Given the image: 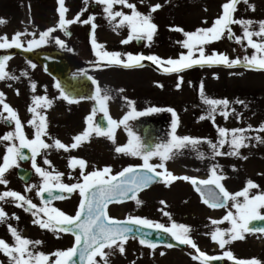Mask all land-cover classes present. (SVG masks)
<instances>
[{
    "label": "rangeland",
    "instance_id": "rangeland-1",
    "mask_svg": "<svg viewBox=\"0 0 264 264\" xmlns=\"http://www.w3.org/2000/svg\"><path fill=\"white\" fill-rule=\"evenodd\" d=\"M228 2L229 0H127L128 4L135 6V11L151 16L156 31L151 41L145 38L136 43L132 39L124 44L121 41L128 38L130 29L120 26L122 17L112 19L104 11L106 5L97 0H64L63 6L67 9L65 19L72 21L79 15L77 22L66 25L70 30L69 34L58 27V0H0V20L4 21L0 23V37H7V41L11 43L17 33H22L19 38L21 46L29 48V43L38 42L43 32L55 28L44 42L39 43V46L33 44L31 49L57 51L69 62V75L72 78L88 79L87 89L82 94L67 91L58 78L44 72L34 59L14 52V47L0 48V58H8L5 61V72L8 77H13L0 79V93L3 94L4 103L17 113L27 140H33L37 130L29 122L34 121L35 125H39V117L46 118V134L41 139L51 147L39 151L35 157L36 166L53 176L63 173L60 182L67 185L83 183L79 165L69 166L72 159L85 161V174L108 167L112 175L132 163H143L139 156L116 152L117 147L128 144L129 131L146 148L152 149L157 144L171 140L175 121L177 137H189L200 142L174 150L172 158L164 162L168 173L176 177H188L190 180L195 176L211 179L215 168L216 174L224 177L219 183L230 194L242 191L248 181L258 186L249 189V197L264 194V131H259L264 125V70L246 66L244 58H251L255 50L243 38L244 28L240 24L229 25L231 38L225 29L220 39L203 45L205 56L216 53L227 56L229 60H239L240 63L234 67L224 64L193 65L178 73H169L166 68L171 66L166 63L158 67L143 60L142 66L125 68L109 64L103 56L104 52H108L120 53L121 60H126L127 54L156 56L160 61L179 59L182 54L188 53V49L182 46L186 40L183 33L213 27L214 21L222 15L221 6ZM155 5L160 7L154 12L150 11ZM111 10L113 13L121 12L129 16L133 12V9L120 3L113 4ZM90 17L94 19L85 23ZM232 19L252 21L249 30L259 31V22L264 21V0H247V3L239 0ZM93 32L96 43L103 47L93 48ZM237 37L241 38L240 43L236 42ZM57 39L62 42L63 47L56 43ZM252 39L262 42L261 37L253 36ZM198 56L199 53L194 50L193 58ZM97 88L101 95L107 94L110 97L106 101V110L113 121H121L133 109L137 113L146 112L150 108L161 111L130 119L127 127L123 124L113 127L114 140L91 132L86 140L72 148L74 137L94 127L96 114L104 113L100 111L96 98ZM89 90L91 93H88ZM37 98H42L40 107L35 104ZM45 99L51 102L50 106L44 103ZM69 100L74 102L69 103ZM206 100H226L228 103L226 107L224 104L214 106L206 103ZM93 101L97 102L96 108L92 106ZM30 108H35V114L29 111ZM222 113H227V116ZM8 116L9 113L0 105V165L7 149L20 143L16 136V122L7 119ZM89 117H92L91 121ZM218 129L229 130L226 137L229 142L222 147L219 146L221 138ZM234 129L245 130L243 136L246 137L244 143L247 147H240L236 150L237 154L229 155V152L234 151L230 144L231 130ZM10 133L13 138L4 140L3 137ZM57 140L67 146L68 150L56 148ZM208 142L217 144V149L214 150ZM215 151L222 154L215 155ZM45 160L50 163H45ZM149 163L158 165L161 160L153 157ZM17 165L31 168L32 173L27 181L16 175ZM157 170L164 172V169ZM3 179L7 183L0 184V194L13 191L26 197L38 208L44 207L38 195L43 178L33 167L32 153L26 161L17 158L15 165L4 173ZM166 180L165 173L160 180L137 192L136 199L141 202L139 205L130 198L122 203L109 204V216L147 218L166 227H171L172 223L185 225L191 230L189 237L205 254L223 257L225 252H231L233 257L245 261L254 259L259 264H264V232L245 233L244 239L234 240L223 249L211 238L216 229L227 231L231 228V223L223 218L229 212L236 215L234 201L228 200L222 207H209L190 180L176 179L170 183ZM79 200V190H76L70 195H64L63 199L51 200L49 206L73 216ZM238 200L242 202L243 197H238ZM20 203L22 202L12 197L0 200V209L6 214L0 221V240L9 246H15V238L9 230L11 226L20 237L31 242V252L48 256V264H54L57 257L53 254L70 249L72 235L41 228L34 221L47 217L43 213L34 215L36 209L26 211V204L18 207L17 204ZM260 211L264 213V209ZM164 212L169 216H165ZM212 221L223 222L213 224ZM156 245L155 249L149 248L141 244L137 237L130 236L123 245V254L116 247L104 249L105 253H110L106 258L107 264H201L200 259H192L198 253L189 245ZM95 260L96 264H105L100 256H96ZM0 264H14V261L4 251H0ZM221 264L232 263L225 257Z\"/></svg>",
    "mask_w": 264,
    "mask_h": 264
},
{
    "label": "snow or ice",
    "instance_id": "snow-or-ice-1",
    "mask_svg": "<svg viewBox=\"0 0 264 264\" xmlns=\"http://www.w3.org/2000/svg\"><path fill=\"white\" fill-rule=\"evenodd\" d=\"M98 3H103L106 5L104 11L108 15L115 19L116 17H122L120 21V26H127L130 29V35L127 39L121 41V43L127 44L132 39H147L148 41L152 40L153 34L156 31V25L151 22L150 15H142L139 12L135 11V6L128 4L127 0H97ZM239 0H229L228 3L223 4L222 15L217 18L213 27L208 29H197L193 33L184 32L186 40L183 41L182 46L188 49L187 55L182 54L179 59H168L167 61H160V58L156 56H143L141 55H132L127 54L126 60H121L120 53H108L104 52L103 56L107 58L109 64H116L123 66L125 68L139 67L142 66L141 61L149 60L153 63H166L171 67L166 68V71L171 72H180L184 69L191 68L193 65L200 66H212L215 64H224L228 67H234L239 60H229V58L222 54L213 53L212 55L205 56L203 45L210 43L214 40L221 38L224 30L226 29L229 32L231 38V29L229 27L232 23L240 24L244 28L243 38L247 40V44L255 50V54L251 58L245 57L244 61L246 66L255 67L259 70H264V21L259 22V31H250L249 27L252 24V21H243V20H233L232 13L235 11V5ZM247 3V0H244ZM60 4L59 8V23L58 27L64 29L67 24L75 23L79 20V15L76 19L72 21H67L65 19V12L67 9L64 8V0H58ZM115 3L124 4L126 7L133 9L132 15H124L121 12H112V6ZM160 5L153 6L150 11H156ZM254 10V7H253ZM94 18L90 17L85 23H90ZM0 23H4L3 20H0ZM93 30L95 25H92ZM55 28H50L47 31L43 32L40 35V40L33 41L29 43V49L36 44L39 46V43L45 41V39L55 31ZM177 31H183L182 29H175ZM22 33H17L13 38L11 43L7 41V37H0V40L3 42L0 43V48H10V47H21L20 36ZM253 36L261 37L262 42H255L252 38ZM93 48L103 47L98 45L94 38V32L92 37ZM236 42L240 43L241 38L237 37ZM57 44H60L63 47L62 42L57 39ZM194 50L199 53L198 58L194 57ZM7 57L0 58V79L13 78L8 77L5 72V61ZM33 87H35L33 85ZM59 87V85H57ZM122 91V90H121ZM68 99L67 96L64 97ZM97 101L100 104V111L104 112L107 117L106 110V101L110 98L107 94L101 95L100 89L97 88ZM41 99L37 98L35 104L37 107L41 106ZM74 101L69 100V103ZM206 103L210 105L224 104L227 106V101H216V100H206ZM44 103L50 106V101L44 100ZM132 102H129L131 104ZM0 105L3 106V109L9 113L7 119L15 120L16 122V136L18 137L20 143L19 147L13 145L7 149V154L3 157V163L0 165V184H6L7 182L3 179L4 173L12 166L15 165L17 158H24L21 152V149H30L32 152L33 167L36 172L43 178V184L40 186L38 195L43 199L44 194L47 193L49 197L48 200H43L44 207H37L35 204H32L23 195H20L16 192L9 191L0 194V200H4L6 197H12L17 201L22 203L17 204L18 207L23 206L24 204L28 205V208L25 210L36 209L34 215L43 213L44 217L47 219H37L34 223H37L41 228L61 231L66 233H72L75 236V243L73 247L65 251H58L54 253L57 259L54 261V264H77L76 257L79 258V264H96L95 257L100 256L102 260L107 264V255L110 253H105L104 249H112L116 247L121 254L124 253V243L130 238V235L134 233V228L131 226H139L146 229H154L167 233L171 235L178 243L189 245L193 249H196L198 255L192 257L193 260L200 259L201 264H209L210 261L220 260L227 258L229 260H234L231 252H225L223 257L218 256H207L205 253L201 252L196 244L189 237L190 228L185 225H177L172 223L171 227H166L164 224L156 223L148 220L147 218L141 217H127L126 220L120 221L112 218L107 213L108 205L111 203H122L125 198H130L136 200V203L139 205L141 202L136 199V193L143 190L144 188L150 186V184L155 180L156 177H163L166 173L167 183L175 181L176 179L190 180L188 177H176L171 173H168L165 169L164 162L172 158L174 150L184 148L188 144H197L200 141L194 140L189 137H177L175 135L176 122H173L172 129L173 134L169 142L163 144H157L154 148H146L145 145L141 144L139 138L136 137L131 131H129L130 139L126 146L117 147L116 152L123 153L125 155L139 156L143 160V165L141 168L143 171L138 170L136 167L129 166L119 172L117 175H110L111 169L105 167L103 170L93 171L91 173L85 174L83 169L86 167V163L83 160L72 159L69 166L75 167L79 165L81 169V177L83 183H76L72 185L63 184L60 182L61 176L63 173H57L56 175H51L48 172H45L40 167L36 166L35 157L39 154L41 149H47L51 145L45 143L41 136L46 134V118L43 116L39 117V125H35L34 121H30V124H33L37 130L35 133V138L31 141L27 140L22 132V125L19 121L17 113L10 108L9 105L4 103L3 94L0 93ZM29 111L35 114V108H30ZM161 111L157 108H150L146 112H135V109L128 115H126L121 121H113L108 117L109 125L111 126L108 130L101 129L99 125L90 127L89 130H86L81 135L74 137L75 143L71 145L72 148H76L80 142L86 140L91 132H95L97 135L107 136L109 139L114 140V135L112 128L118 127L123 124L127 127V121L130 119H135L137 116L147 115L149 113ZM168 111H172L168 109ZM213 111L215 109L213 108ZM38 115V114H37ZM175 116V113L173 112ZM222 115L227 116V113H222ZM205 117H201L204 119ZM211 118V117H208ZM91 121L92 117L88 118ZM243 129H234L231 130L232 139L230 141L231 146L234 148L233 152H229V155L237 154L236 150L240 147H247L244 143L246 137L243 136ZM259 131H264V125L261 126ZM220 136L219 146H223L227 141L226 137L229 134V130L218 129ZM13 138V134H7L3 137L4 140H10ZM211 144V142H208ZM55 147L58 149L68 150V147L62 144L60 141H55ZM211 147L215 150L217 149V144H211ZM219 151H215V155H221ZM153 157H159L161 163L158 165L150 164L149 161ZM45 163H50L45 160ZM164 169V172H157L156 169ZM224 179L222 176L216 174L215 168L212 170V178L205 181H196L191 179L190 182L195 186L199 184H215L219 188L220 193L223 194V200L220 201L218 198L217 203H210L208 200L204 202L209 204V207H222L224 202L228 200L234 201L233 207L236 209V215L234 216L232 212H229L223 219L231 223V228L227 231H222L216 229L212 233V240L219 244V247L223 249L225 245L231 243L237 239H244V234L251 231H260L264 232V228L253 229L249 225L252 221H264V215L261 214V209H264V194L254 195L249 197V189L258 187L252 181H248L246 187L235 194H230L226 189L219 183L220 180ZM55 181V183H53ZM31 191V188L27 189ZM76 190H79V195L81 197L78 210L76 211L75 216H69L64 212L50 207L51 200L53 199H63V195H56V192L59 193H72ZM199 191L200 189L197 188ZM129 193L132 195L129 197ZM238 197H243V201H239ZM164 204V201L160 202ZM163 211V210H161ZM165 216H169L167 212H164ZM6 214L0 209V221L5 218ZM170 219V217H169ZM223 221H212L213 224L222 223ZM9 230L15 238V246H9L6 242L0 240V251H4L6 255L11 256L14 264H48L49 257L44 254H33L29 250V240L20 237L14 229L9 226ZM228 237L227 239L225 237ZM131 238H136L134 235ZM39 243V242H36ZM140 243L146 245L149 248L155 249L156 244L151 241L140 239ZM168 247H173L174 245H167ZM15 253L16 255H13ZM163 255V253H161ZM235 264H259L256 260L250 261H235Z\"/></svg>",
    "mask_w": 264,
    "mask_h": 264
},
{
    "label": "water",
    "instance_id": "water-1",
    "mask_svg": "<svg viewBox=\"0 0 264 264\" xmlns=\"http://www.w3.org/2000/svg\"><path fill=\"white\" fill-rule=\"evenodd\" d=\"M64 31L66 34L70 33V30L68 28H64ZM136 40V43H139L140 40ZM29 48L26 47H14V51L20 53L22 56H24L25 58H29V59H34L41 67V69L48 73L49 75L53 76V77H57L58 80L60 81L61 84H63L65 86V88L67 90H69L72 87H78L80 82L85 83L88 79L86 77H83L81 79H73L69 76V71H70V65L69 62L66 60L65 57H63L61 54H59L57 51L54 50H48V49H38V50H28ZM156 65H160V63H155ZM82 90H77V93H80ZM97 103L95 101H93V107L96 108ZM108 117L109 116H105L104 113H98L95 117V125H99L101 127V129L104 130H108L111 126L109 125V121H108ZM112 120V119H111ZM19 147V145L17 146ZM22 155L24 158H19L20 161H26L30 155H31V150L30 149H21ZM143 164L142 163H133L132 167H136L138 168V170L143 171V169L141 168ZM126 166L122 169H120L118 172H116L113 175H117L119 172H121L123 169L129 167ZM157 171V170H156ZM158 172V171H157ZM15 173L16 175L23 181H27L32 173V170L30 167H26L24 165H17L15 167ZM161 177H156L155 180L152 182H156L160 179ZM194 180L196 181H205V180H209V179H200L198 177L194 178ZM151 183V184H152ZM195 188L197 190V188H199L200 190L198 192L200 198L202 200H208L210 203H217L218 199L220 201L223 200V194L220 193L219 188L216 187L215 184H197L195 185ZM56 195H69L71 193H59L56 192ZM129 197L132 195V193L128 194ZM39 198L43 201V200H48L49 197L47 196V193L44 194L43 199L41 198V196H39ZM218 198V199H217ZM128 198H125L124 200H127ZM81 200V198H80ZM80 203V201H79ZM78 203V206H79ZM227 201L224 202V204H226ZM209 205V204H207ZM78 206H77V210H78ZM76 214V213H75ZM262 215H264V213H262ZM75 216V215H74ZM116 220H120V221H124L126 219H122V218H115ZM134 228V233L131 234L130 236L134 235L136 236L139 240L140 239H145L148 241L153 242L154 244H158V243H166V244H171L174 246H183L184 244H180L178 243V241H176L171 235L167 234V233H163L161 231H157L154 229H146L143 227H139V226H131ZM250 228L253 229H260V228H264V221H252L249 225ZM73 236V241H72V246L75 243V236L70 233ZM207 256H217V255H212V254H206ZM220 257V256H218ZM77 261V264H79V258L76 257L74 258ZM235 261H245L242 260L240 258L234 257V260H230V262L232 264H235ZM223 262V259L220 260H215V261H210L209 264H221Z\"/></svg>",
    "mask_w": 264,
    "mask_h": 264
},
{
    "label": "flooded vegetation",
    "instance_id": "flooded-vegetation-1",
    "mask_svg": "<svg viewBox=\"0 0 264 264\" xmlns=\"http://www.w3.org/2000/svg\"><path fill=\"white\" fill-rule=\"evenodd\" d=\"M86 84H87V83H86ZM86 84L83 85V84L80 82V84H79L78 87H72V88H70L68 91L77 93V90H82V91L80 92V94H82V93L85 92V90L87 89V86H88V85L86 86ZM88 93H91V90H89Z\"/></svg>",
    "mask_w": 264,
    "mask_h": 264
},
{
    "label": "bare ground",
    "instance_id": "bare-ground-1",
    "mask_svg": "<svg viewBox=\"0 0 264 264\" xmlns=\"http://www.w3.org/2000/svg\"><path fill=\"white\" fill-rule=\"evenodd\" d=\"M33 252V251H32ZM33 254L35 255V254H37L36 252H33Z\"/></svg>",
    "mask_w": 264,
    "mask_h": 264
}]
</instances>
